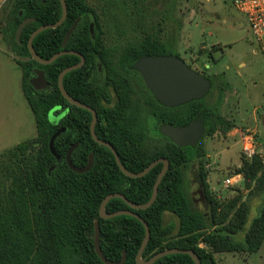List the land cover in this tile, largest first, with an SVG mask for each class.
<instances>
[{"label":"trees","instance_id":"trees-1","mask_svg":"<svg viewBox=\"0 0 264 264\" xmlns=\"http://www.w3.org/2000/svg\"><path fill=\"white\" fill-rule=\"evenodd\" d=\"M107 1V0H104ZM104 8L123 10L124 0H108ZM68 16L57 29L39 34L33 46L45 60L62 51L82 54L87 62L96 61L93 49L104 45L99 31L97 11L88 0H66ZM10 10L1 33L18 56L29 59L28 41L31 35L44 25L57 23L63 13L60 0H9ZM25 20H33L23 29L20 40L16 33ZM80 20L66 48L64 40L73 25ZM140 29L147 30L141 22ZM94 29V34L91 29ZM154 53L168 55L171 47L156 41L144 43ZM80 62L75 55H65L53 64L44 66L35 60L18 61L23 71V91L36 119L37 136L22 142L13 149L0 154V264H104L95 251V221L100 222L101 249L105 257L120 262L127 253L125 264H137L136 257L146 232L143 224L132 216L122 215L102 219L100 207L104 199L120 193L136 204L150 201L156 180L162 171L160 164L145 177L133 179L126 176L116 163L113 153L93 144L85 153L95 152L94 165L89 172L78 174L70 169L66 155L77 143V111L59 89L61 72ZM36 70L45 72L49 88L37 91L32 80ZM81 69L64 79L66 91L79 99ZM212 83L211 94L216 89ZM206 98L181 105L180 123L183 127L204 115L205 135L195 147H182L166 137L155 141L132 140L128 146L114 142L120 158L132 173L143 171L157 159H167L170 169L163 178L157 200L147 210H132L122 199L111 200L106 209L109 213L133 211L149 225L151 238L143 254L149 260L157 253L178 248L192 250L202 264H218L215 255L221 253H258L264 245V210L249 225L251 205L242 197L220 203L212 195L205 169L204 141L217 132L225 135L234 128L231 121L217 110L210 108ZM69 109L68 118L57 124L49 121L50 113L61 117ZM168 111L167 108H165ZM167 119H165L166 121ZM63 127L70 130L62 133L54 143L58 161L50 150L51 138ZM75 166L82 168L81 150L72 154ZM52 170V168H54ZM193 167L199 189L205 197V209L196 207L186 179V170ZM242 174L250 195L264 197V163L256 154L250 161H243L235 175ZM174 216L175 223L167 224L166 215ZM155 264H195L189 255L177 254L161 258Z\"/></svg>","mask_w":264,"mask_h":264},{"label":"rangeland","instance_id":"rangeland-1","mask_svg":"<svg viewBox=\"0 0 264 264\" xmlns=\"http://www.w3.org/2000/svg\"><path fill=\"white\" fill-rule=\"evenodd\" d=\"M112 1V0H111ZM123 0H119L122 4ZM108 0H88L99 15L106 45L125 44L132 30H161L165 39L174 36L175 50L193 70L216 81L206 103L231 121L234 128L226 135L217 132L204 141L205 169L213 197L227 203L242 197L251 205L249 225L262 210L264 197L250 195L245 178L237 186L225 188L223 181L237 173L246 161L241 141L248 133L256 138L257 153L264 163V58L246 17L232 0H124L123 10L105 9ZM7 12V8H6ZM4 25V20L1 19ZM0 35V46L11 51ZM22 71L11 56L0 48V154L37 136L35 116L21 89ZM49 121L57 124L54 114ZM188 190L198 209L204 210L193 167L186 170ZM167 224L177 219L167 214ZM218 264H264V245L256 254L221 253Z\"/></svg>","mask_w":264,"mask_h":264},{"label":"flooded vegetation","instance_id":"flooded-vegetation-1","mask_svg":"<svg viewBox=\"0 0 264 264\" xmlns=\"http://www.w3.org/2000/svg\"><path fill=\"white\" fill-rule=\"evenodd\" d=\"M91 33L94 34V29L91 30ZM99 33L104 45L93 49L96 61L87 62L85 59L80 68L79 99L77 101L90 108L89 110L77 107L79 109L77 111L78 139L75 144H78L76 149L80 148L81 150V160L84 163L82 168L88 165L91 154H94L95 158V152H91L87 155L85 162V153L90 146L95 143L105 147L94 139L92 133L94 120L96 137L113 147L114 142L117 145L129 146L134 139L143 142L151 137L153 140L159 141L162 140V137H166L162 134L163 127L183 128L195 120L180 127L181 105L167 107L160 103L147 86L143 74L136 68L138 62L149 57L181 58V55L175 50L174 36L165 39L161 30H132L131 33L136 36L131 35L134 37L127 40L125 44L106 45L105 32L101 30ZM149 40L156 41L161 46L167 43L171 47V53L168 55L154 53V49L144 46V43ZM190 68L192 67L190 66ZM203 76L208 79L204 74ZM68 114L69 109L64 110L61 118L67 119ZM165 119L167 120L165 121ZM61 129L65 130L63 133L70 130L68 127Z\"/></svg>","mask_w":264,"mask_h":264},{"label":"water","instance_id":"water-1","mask_svg":"<svg viewBox=\"0 0 264 264\" xmlns=\"http://www.w3.org/2000/svg\"><path fill=\"white\" fill-rule=\"evenodd\" d=\"M63 13L61 19L52 25H44L37 29L30 37L28 41V49L31 54V57L28 60H35L39 64L48 66L53 64L57 59L60 57H63L65 55H75L78 56L81 59V62L79 64H76L74 66L68 67L64 69L61 74L59 75V89L64 96V98L72 105L76 107H84L83 104H81L79 101L74 99L65 89L64 87V79L66 75L69 73L80 69L84 62L85 58L82 54L75 52V51H62L57 54H55L53 57H51L48 60H45L39 56V54L36 52L33 46V42L35 38L41 34L42 32L46 30H54L59 28L67 19L68 16V7L66 0H60ZM33 20H25L20 27L17 30L16 38L17 40L20 39V36L23 32V29L26 27L27 24H29ZM80 20H78L71 30L68 32L64 43L63 48H66V45L69 41L70 36L72 33L76 30ZM93 30V28L91 29ZM136 68L140 70V72L143 74L145 82L149 89L154 94L155 98L162 103L163 105L167 107H176L180 105H184L187 103H190L192 101H199L205 99L211 90V81L207 78H205L202 74L196 72L192 68H190L185 61H183L179 57H171V56H159V57H149L146 59L141 60L137 63ZM36 76L32 80V85L37 91H43L49 87L48 82L45 79V72L43 70H36L35 71ZM90 110V108H87ZM92 111V110H91ZM93 112V111H92ZM52 114V113H50ZM54 114V113H53ZM57 122L60 121L61 117H56ZM94 127H95V120L92 123V133L94 136V139L100 143L101 145L109 148L113 154L116 157L117 164L120 168V170L128 177L133 179H139L145 177L150 171H152L154 168H156L159 164H163L164 167L162 171L160 172L156 183L154 185L153 194L150 199V201L146 204H136L131 202L126 198L125 195L116 193L111 194L107 196L101 207H100V217L102 219H113L122 215L132 216L136 219H138L145 228V238L142 243V246L138 252V255L136 257V263L137 264H155L158 260H160L163 257L169 256V255H177V254H183V255H189L195 264H202L199 256L192 250H183L178 248H172L165 250L163 252L157 253L154 257H152L149 260L143 259V254L146 250V247L150 241L151 238V230L148 225V223L138 214L133 211L125 210V211H119L115 213H109L106 209L108 203L113 199H122L132 210L140 211V210H147L155 203L158 197L159 193V186L165 177V175L168 173L170 169V163L167 159H157L154 162H152L148 167H146L143 171L139 173H132L129 172L126 167L122 164L119 155L115 148L110 145L107 142L99 140L96 135L94 134ZM64 129H60L52 138L50 141V150L52 154L57 158L58 161L61 160V157L56 153L54 148L55 140L64 132ZM162 134L168 138H170L175 144L182 146V147H195L199 141L204 137L205 130H204V115H199L193 122H191L190 125L183 128H174V127H163L162 128ZM78 147V144H74L68 151L66 155V162L70 169L78 174H83L88 172L94 163V154L90 155L89 163L85 168H79L75 166V164L72 161V154ZM52 168V170H54ZM200 194V200L205 203V197L202 192V190L199 191ZM101 227L100 222L98 220L95 221V233H94V244H95V251L99 258L102 260L104 264H125L127 260V253H123L122 260L120 262H114L108 260L105 255L102 252L101 244Z\"/></svg>","mask_w":264,"mask_h":264},{"label":"built area","instance_id":"built-area-1","mask_svg":"<svg viewBox=\"0 0 264 264\" xmlns=\"http://www.w3.org/2000/svg\"><path fill=\"white\" fill-rule=\"evenodd\" d=\"M236 9L243 14L247 21L253 39L257 46V53L264 58V0H232ZM244 159L250 161L257 153L256 138L248 133L241 141ZM244 180L242 174L228 177L223 181L225 188L237 186Z\"/></svg>","mask_w":264,"mask_h":264},{"label":"crops","instance_id":"crops-1","mask_svg":"<svg viewBox=\"0 0 264 264\" xmlns=\"http://www.w3.org/2000/svg\"><path fill=\"white\" fill-rule=\"evenodd\" d=\"M9 0H0V25H1V19L4 20V25L0 27V35L3 37L2 39L4 40V42L10 46L11 48V51H8L6 50L3 46H0V48H2L3 50H5L10 56L11 58L15 61V63L20 67L21 71H22V68L21 66L18 64V61H26L28 60L27 58H23L21 56H18L15 51L13 50V47L11 46L10 43L7 42V40L4 38V35L1 33V28H3L5 26V19L7 17V13L8 11L10 10V7L7 6V3H8ZM6 8H7V12H6ZM21 37V36H20ZM17 40V38H16ZM20 40V39H19ZM22 82H23V71H22V78H21V89H22V92H23V95H24V91H23V85H22ZM25 97V95H24ZM26 99V97H25ZM27 101V99H26ZM28 103V101H27ZM36 120V119H35Z\"/></svg>","mask_w":264,"mask_h":264}]
</instances>
